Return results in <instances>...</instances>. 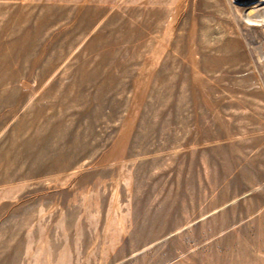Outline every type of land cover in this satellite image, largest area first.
Here are the masks:
<instances>
[{"label":"rangeland","instance_id":"rangeland-1","mask_svg":"<svg viewBox=\"0 0 264 264\" xmlns=\"http://www.w3.org/2000/svg\"><path fill=\"white\" fill-rule=\"evenodd\" d=\"M240 7L0 0V264H264V23Z\"/></svg>","mask_w":264,"mask_h":264},{"label":"bare ground","instance_id":"bare-ground-1","mask_svg":"<svg viewBox=\"0 0 264 264\" xmlns=\"http://www.w3.org/2000/svg\"><path fill=\"white\" fill-rule=\"evenodd\" d=\"M230 1L236 2V3L244 6V7H240V9H243L242 12L240 13V16L243 17L245 19V21L251 22V23L258 21V22H260V24L264 23V18H262V19L257 18L256 16L258 13L252 12V11H258L259 7L256 5L264 4V0H230ZM253 3H255V4L253 5ZM238 10L239 9L237 8V11ZM201 60H202L204 69L207 71V73L209 75H212L214 72H216L217 70L220 69V66H221L224 58L219 54H212L211 52H207Z\"/></svg>","mask_w":264,"mask_h":264}]
</instances>
